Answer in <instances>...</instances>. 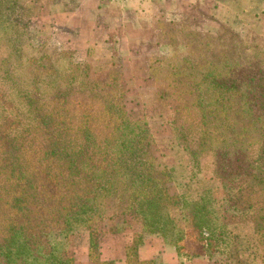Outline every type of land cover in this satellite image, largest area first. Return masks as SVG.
<instances>
[{
	"label": "rangeland",
	"instance_id": "374dc122",
	"mask_svg": "<svg viewBox=\"0 0 264 264\" xmlns=\"http://www.w3.org/2000/svg\"><path fill=\"white\" fill-rule=\"evenodd\" d=\"M43 4L38 0H0V165L12 149L9 143L28 144L40 133L42 111L48 112L58 104L71 108L70 113L74 111L75 115L70 118V133L78 137L76 128L82 109L107 103L120 117L117 135L139 139V153L149 160L143 159L145 167L155 173L167 194L187 200L205 195L223 217L222 222L231 226L236 238L210 253L213 264H264V226L256 233L251 221L260 218L259 224L264 222V184H254L251 189L252 208H245L241 200L234 208V202L227 200L229 191L232 194L239 187L229 172L238 169L235 155L230 152L225 159H216L211 149L204 151L199 145L201 121L196 99L202 90L205 102V97L213 93L211 89L218 87L214 83L208 87V79L201 81L208 72L215 79L237 76L241 88L264 91V12L244 19L241 31L225 25L218 34L200 32L187 21H158L156 42L150 51L144 49L142 56L120 60L116 66L89 64L65 71L62 62L55 68L58 75L30 76L29 72H36L30 59L43 54L35 49L47 46L32 28V20ZM15 47L19 52L14 51ZM101 132L95 131L100 135ZM88 145L98 149L93 142ZM257 147L255 142L246 156L250 163L245 169L250 173L259 171L255 161L259 152L252 153ZM75 149L78 145L67 150ZM190 150L199 153L195 162ZM215 169L227 177L215 178ZM159 171H166L168 178L159 177ZM127 192L122 188L117 197H106L103 216L92 225L99 234L100 230L120 228L146 233L140 219L126 209ZM170 208L172 214L180 216L177 203ZM80 231L68 236L69 245H73ZM185 253L181 256L183 261Z\"/></svg>",
	"mask_w": 264,
	"mask_h": 264
},
{
	"label": "trees",
	"instance_id": "16d2710c",
	"mask_svg": "<svg viewBox=\"0 0 264 264\" xmlns=\"http://www.w3.org/2000/svg\"><path fill=\"white\" fill-rule=\"evenodd\" d=\"M224 26H220L217 34ZM14 51L19 52L16 47ZM35 51L43 54L30 59L31 65L36 66V72H29L30 76L58 75L55 68L62 62L63 71L91 65L70 61L67 52L48 43ZM118 62L104 66H116ZM219 63L222 65L223 61ZM209 74L212 73L202 75L201 81L205 83L208 79V87L212 83L218 87L211 89L213 93L205 97V102L203 91L197 93L199 145L204 151L211 149L216 159H225L230 152L235 155L238 169L229 172L239 187L232 194L229 191L227 200L234 202V208L241 200L249 209L254 206L250 201L251 189L254 184H264V91L241 88L234 75L215 79ZM207 90L206 87L204 92ZM70 110L58 104L48 112L42 111V128L37 136L28 144L24 141L8 144L12 149L0 165V264H74V243L68 244V236L79 230L88 231L90 256L95 257L99 233L92 225L102 218L106 197H117L122 188L128 190L124 195L126 209L140 219L143 232L164 237L180 259L183 251L185 260L199 255L211 258L212 251L236 238L207 196L187 200L169 195L160 187L155 173L145 167L149 160L139 153V139L117 135L120 117L112 105L84 107L76 128L78 137L70 133V118L75 115ZM99 130L101 135L95 133ZM90 142L98 149H91ZM255 142L258 147L252 153L259 152L255 157L259 171L250 173L245 169L250 163L246 156ZM76 145L78 149L67 150ZM190 154L195 162L199 153L190 150ZM213 175L218 179L227 177L217 169ZM158 176L167 179L169 175L159 171ZM175 203L180 207V216L170 211ZM251 221L256 233L264 226V222L259 224L260 218ZM141 239V234L134 236L128 247L127 264H157L153 260H138L136 248Z\"/></svg>",
	"mask_w": 264,
	"mask_h": 264
},
{
	"label": "crops",
	"instance_id": "0c3cea01",
	"mask_svg": "<svg viewBox=\"0 0 264 264\" xmlns=\"http://www.w3.org/2000/svg\"><path fill=\"white\" fill-rule=\"evenodd\" d=\"M40 13L32 28L72 62L109 65L150 51L157 23L187 21L196 30L216 34L221 25L243 29L244 19L264 12V0H38ZM158 36V35H157ZM156 36V37H157ZM137 231L100 230L98 253L90 256L89 233L81 230L73 245L74 264H127L128 247ZM140 261L157 264H213L199 255L182 260L157 234L144 233L136 248Z\"/></svg>",
	"mask_w": 264,
	"mask_h": 264
}]
</instances>
